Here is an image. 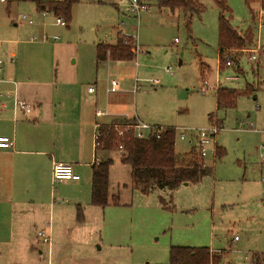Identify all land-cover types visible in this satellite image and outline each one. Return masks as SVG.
Here are the masks:
<instances>
[{"label": "rangeland", "instance_id": "obj_1", "mask_svg": "<svg viewBox=\"0 0 264 264\" xmlns=\"http://www.w3.org/2000/svg\"><path fill=\"white\" fill-rule=\"evenodd\" d=\"M146 1L148 8L138 17L125 0H81L73 6L69 26L57 24L53 13L39 11L33 1L0 2L1 66L9 65L11 50L18 63L20 54L30 56L28 66L40 68L45 82L57 84L59 90L62 83H75L78 99L87 98L90 87L106 92L111 79L119 80L120 88L131 89L137 77L141 89L135 96L126 95L124 114L178 132L220 126L204 158L213 172L174 190L144 193L119 150L100 152L99 158L114 161L108 198L111 202L116 195L120 203L86 207L87 190L79 199L92 227L78 235L71 229L57 240L58 205L70 206L71 189L64 187L63 192L70 193L64 195L59 183L52 185L56 231L51 249L37 236L39 264H167L171 246L210 247L222 252L221 264H264V51L254 61L249 53L231 51V59L239 63L224 64L219 72L220 9L213 0H198L205 9L193 14L190 25L182 10L161 8L160 0ZM227 2L232 25L242 32L252 26L255 39L260 34L264 43V28L258 32L256 20L258 4L253 6L258 8L253 19L244 0ZM121 30L137 39L135 58L98 64L96 44L115 43ZM204 79L212 85L221 79L222 85L241 92L249 86L254 91L241 94L233 107L219 108L216 88L202 93ZM99 100L104 105L107 96ZM195 145L177 136L176 153L185 155ZM217 147L224 150L221 157ZM91 170H80L84 180L92 181ZM92 210H97L98 220L89 214Z\"/></svg>", "mask_w": 264, "mask_h": 264}, {"label": "crops", "instance_id": "obj_2", "mask_svg": "<svg viewBox=\"0 0 264 264\" xmlns=\"http://www.w3.org/2000/svg\"><path fill=\"white\" fill-rule=\"evenodd\" d=\"M258 8H254L257 13L261 9L260 4ZM118 39L119 32L115 43H101L115 45ZM12 52L9 65H0V135L14 137L16 142L14 148H0V264H39L36 250L39 249V228L49 231L51 227V232L56 231V209L52 211L51 199L53 162L71 163L79 174L81 169L91 168L92 179L96 161L107 159L99 158V153L108 152L96 148L94 134L97 125L110 126L134 120L124 119L121 108L126 95L131 93L135 96L137 92H133L134 83L131 89L120 88L115 92H108L107 86L106 92L104 88L101 93L97 90L89 92L88 89L87 98L78 99L79 90L75 83H62L59 90L57 84L44 81L40 68L28 66L30 56L20 54L18 63L17 56L16 59L13 57L15 52ZM121 62L126 61L108 59L98 64L110 66ZM70 89L74 90L73 99ZM15 96L32 106L30 114L21 112L16 121L13 119ZM99 96H107L104 105L98 101ZM131 116L140 120L136 115ZM91 182L82 176L80 180L59 182L61 194L71 193V201L68 208L58 205L57 240L60 233H65L63 231L75 229L78 235L92 227L84 210L83 219L77 217L78 207L84 209L79 198L83 194L85 196L87 190L90 199L85 201V206L92 205ZM64 187H69L70 193H64ZM91 213L96 214L95 219L98 220L97 210ZM39 252L42 253V249Z\"/></svg>", "mask_w": 264, "mask_h": 264}, {"label": "trees", "instance_id": "obj_3", "mask_svg": "<svg viewBox=\"0 0 264 264\" xmlns=\"http://www.w3.org/2000/svg\"><path fill=\"white\" fill-rule=\"evenodd\" d=\"M30 1L36 3L39 11L53 13L69 26L73 18V6L81 0ZM213 1L220 9L218 24L220 57L229 51L242 50L255 44V33L252 26L242 32L232 25V9L227 0ZM244 2L250 8L253 19L255 18L254 4H260V8L264 10V0H244ZM159 7L182 10L189 25L193 14H200L205 9L198 0H160ZM135 55V41L120 36V33L115 45L105 43L97 45L98 63L108 59L130 61L135 58ZM233 63L238 64L239 59H233ZM253 91L250 86L244 92L236 88L222 86L216 91L218 107H233L241 94ZM213 118V115L210 114L212 121H214ZM217 123L222 124L221 121H217ZM99 132L97 150L108 152L119 150V145L123 144L124 151L121 160L131 166L132 180L139 185L144 193H150L155 189L174 190L184 183L197 181L203 175L213 172V167L206 165L205 159L199 156L195 148L182 156L176 153L177 131L175 127H166L160 134H153L145 139H136L131 134L120 137L116 129L108 125L100 126ZM223 153L222 147L216 148L218 157H221ZM112 164L113 160L107 158L93 166L91 204L94 206L104 208L111 203L113 205L120 203L119 197L116 195H113L111 202L108 198L109 173ZM83 215V209L79 206L78 219L82 220ZM222 258V254L212 253L210 247L207 246H171L167 264H221ZM262 262L264 263V256Z\"/></svg>", "mask_w": 264, "mask_h": 264}, {"label": "built area", "instance_id": "obj_4", "mask_svg": "<svg viewBox=\"0 0 264 264\" xmlns=\"http://www.w3.org/2000/svg\"><path fill=\"white\" fill-rule=\"evenodd\" d=\"M129 4V11L135 15L140 16V14L145 11L148 6L144 0H125ZM0 2H7V0H0ZM25 18V17H24ZM257 23H258V32H261V30L264 28V10L260 9L257 14ZM31 23H33L32 20H30ZM57 24L65 25V22L61 19H57ZM123 33V34H122ZM120 36H125L128 38L133 37L135 40V46H136V52L139 50V45L137 42V39L132 36L124 33L121 30ZM237 51H243L246 53H249V59L251 61H254L258 58V53L261 51H264V43L260 40V34L255 39V44L251 48H245L242 50ZM222 58V59H221ZM223 62V63H222ZM225 64L227 66H231L233 64V59H231L230 51L226 53L224 56L220 57L219 60V72H221L222 65ZM224 66V65H223ZM228 80L236 79L237 76H227ZM140 80L136 77L134 82V88L133 92H138L141 89V85L139 84ZM220 87H222L221 79L218 80L216 85H212L207 79L203 80L202 85V93H207L210 90H218ZM120 89V82L117 79H111L108 85V92H115ZM89 92H95V88L90 87ZM23 112L24 114H30L32 112V106L25 100H22L18 98L17 96L13 99V119L14 121L17 120V117L19 113ZM107 114V113H105ZM124 119H134L132 121H125L121 123H114L110 126L114 127L116 131L118 132L120 137H125L126 135H133L136 139H145L148 138L150 135L153 134H160L162 131L166 129V126H158V125H150L147 123H144L134 117L131 116V114L126 113L123 115ZM101 125H97L96 131L94 134V141L96 147L99 145V127ZM220 126H216L213 129H202V130H194L190 128H184L180 129V132H178L177 128V136H180L182 140L189 139L190 142L195 141V149L199 156L205 158L208 155V146L213 141V137L216 135V133L219 131ZM15 138L11 136H5L0 135V148H14L15 147ZM263 156L262 159L264 161V146H263ZM119 151L123 152L124 147L123 144L119 145ZM96 164H99V162L96 161ZM81 175L76 172L75 166L71 163L67 162H53L52 167V183H59L63 181H69V180H80ZM38 237L42 239L44 243H47L48 246H51V240H52V232L51 227L49 231H39ZM212 253H216L218 255H221V251H215L211 250Z\"/></svg>", "mask_w": 264, "mask_h": 264}]
</instances>
